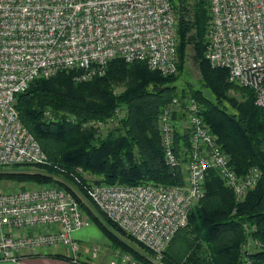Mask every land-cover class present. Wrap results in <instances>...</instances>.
I'll return each instance as SVG.
<instances>
[{"label": "built area", "instance_id": "2783aa9c", "mask_svg": "<svg viewBox=\"0 0 264 264\" xmlns=\"http://www.w3.org/2000/svg\"><path fill=\"white\" fill-rule=\"evenodd\" d=\"M206 2L204 58L210 66L224 68L229 83L251 90L264 122V0ZM175 23L171 0H0V170L46 161L19 120L15 93L35 78L61 71L72 72L74 82L87 81L101 75L115 58L143 61L164 76L174 74ZM200 111L193 98L173 97L157 119L167 166L182 163L174 136L186 133L182 184L98 183L86 189L89 201L133 239L138 252H151V264H160L168 242L203 196L208 170L215 171L237 200L259 179L254 166L242 174L230 168ZM88 223L73 195L56 183L0 190V260L64 247L74 261L78 245L72 233ZM98 250H90V259ZM103 264L140 263L129 252L113 248Z\"/></svg>", "mask_w": 264, "mask_h": 264}, {"label": "trees", "instance_id": "16d2710c", "mask_svg": "<svg viewBox=\"0 0 264 264\" xmlns=\"http://www.w3.org/2000/svg\"><path fill=\"white\" fill-rule=\"evenodd\" d=\"M171 4L176 14L175 72L183 69L190 50L198 82L211 97L188 82L178 86L175 75H161L143 61L119 58L109 61L101 75L87 81L74 82L70 71L35 78L13 95V105L46 161L0 170V181L63 186L112 248L129 252L140 264H151V252L133 248L129 244L133 239L99 212L86 189L98 183L182 184L186 133L180 131L174 136L181 165L167 166L157 119L173 97H191L199 104L201 116L227 155L230 168L242 174L254 166L259 179L237 200L215 171L208 170L203 196L168 242L160 264H264L262 110L254 103L251 90L229 83L226 70L210 66L204 58L209 20L206 0H171ZM120 110L122 114L117 115Z\"/></svg>", "mask_w": 264, "mask_h": 264}, {"label": "rangeland", "instance_id": "374dc122", "mask_svg": "<svg viewBox=\"0 0 264 264\" xmlns=\"http://www.w3.org/2000/svg\"><path fill=\"white\" fill-rule=\"evenodd\" d=\"M190 55H191V51L189 50L188 56H187V59L184 63L183 69L178 73L175 72L174 74H172V75H175L174 83L177 84L178 86H180L184 82H188L192 86H194L196 88H200L201 91L206 96L211 97V94L209 93V91L200 86V84L198 82L199 74H198L196 66L191 61ZM121 114H122V110H120L117 115H121ZM109 123L110 122H108L107 124H109ZM180 165H181V163H180ZM23 167L24 166H22L21 168H23ZM29 183H32V182L26 181V182L16 183V182H12V181L1 180L0 181V190H2V191H14V190L22 189V188L26 187ZM74 234L78 235V238L80 237L77 240H81V241H76V243L78 245V251H79V249L84 250V248H86L87 249L86 254H88V255L90 254V250L93 247L99 249L96 254H99V252H101L103 250V248H105L106 252H109V250L113 249L112 246L110 245L107 237H105V235L102 233V231L99 229V227L94 222H92L90 220H89L88 225L83 226V227L75 230L72 233V238H73ZM129 244L133 248L138 247L134 242H129Z\"/></svg>", "mask_w": 264, "mask_h": 264}, {"label": "crops", "instance_id": "0c3cea01", "mask_svg": "<svg viewBox=\"0 0 264 264\" xmlns=\"http://www.w3.org/2000/svg\"><path fill=\"white\" fill-rule=\"evenodd\" d=\"M79 238L78 235H73V239L75 241H81L77 240ZM86 252V248H84V250L79 249L77 257L73 261L67 248L56 247L52 249H42L34 254L24 252L16 260H0V264H103L111 254V250H109V252H106L105 248H103V250L96 255L94 260L90 259L89 255L86 254ZM48 254L58 255L60 257L49 256ZM62 257H66V259Z\"/></svg>", "mask_w": 264, "mask_h": 264}]
</instances>
